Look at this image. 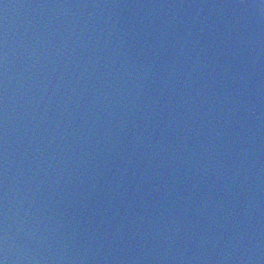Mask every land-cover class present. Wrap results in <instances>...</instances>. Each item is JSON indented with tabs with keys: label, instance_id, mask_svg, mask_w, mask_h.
I'll list each match as a JSON object with an SVG mask.
<instances>
[{
	"label": "water",
	"instance_id": "water-1",
	"mask_svg": "<svg viewBox=\"0 0 264 264\" xmlns=\"http://www.w3.org/2000/svg\"><path fill=\"white\" fill-rule=\"evenodd\" d=\"M0 264H264V0H0Z\"/></svg>",
	"mask_w": 264,
	"mask_h": 264
}]
</instances>
